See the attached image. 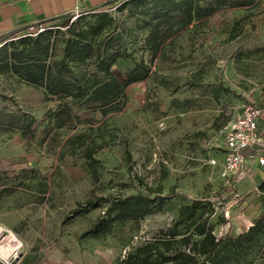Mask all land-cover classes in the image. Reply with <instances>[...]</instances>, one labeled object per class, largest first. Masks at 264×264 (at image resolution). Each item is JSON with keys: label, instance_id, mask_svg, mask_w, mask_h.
Returning <instances> with one entry per match:
<instances>
[{"label": "rangeland", "instance_id": "374dc122", "mask_svg": "<svg viewBox=\"0 0 264 264\" xmlns=\"http://www.w3.org/2000/svg\"><path fill=\"white\" fill-rule=\"evenodd\" d=\"M134 2L120 0L98 12L70 17V24L80 29L90 28L102 14L112 18L98 40L112 37L115 48L132 54L114 65L118 77L124 78L142 56L151 65L150 77L126 88L120 111L103 115L76 103L74 111L94 118V124L57 130L48 120L31 137L11 122L25 114L40 120L58 102L48 100L42 88L0 78V220L34 245L54 241L69 252L71 244L79 242V264H118L134 247L169 229L180 207L193 200L217 204L223 194L229 202L234 196L225 194L220 165L213 167L208 161L222 154L224 127L244 106L264 107V0L256 7H221L194 22L165 44L153 64L143 44L154 0L141 7ZM51 30V40L58 39L59 46L71 36L62 22H54ZM19 39L20 35L12 41ZM12 41L4 46L10 48ZM45 127L50 133L43 131ZM78 133H85L92 147L102 145L94 155L100 161L97 177L82 149L63 153L65 139ZM159 185L168 196L159 210L139 223L117 225L100 239L80 236L105 207L65 221L88 199L146 193L147 187ZM252 200L241 209L242 215L228 203L215 209L204 204L191 225L207 218L218 236H238L264 209L263 196ZM239 264H264V234Z\"/></svg>", "mask_w": 264, "mask_h": 264}, {"label": "trees", "instance_id": "16d2710c", "mask_svg": "<svg viewBox=\"0 0 264 264\" xmlns=\"http://www.w3.org/2000/svg\"><path fill=\"white\" fill-rule=\"evenodd\" d=\"M119 1L109 0L97 8L82 11L81 16L112 7ZM146 1L135 0L134 4L141 7ZM259 3L260 0H154L151 28L143 50L149 52V62L153 64L163 53L165 44L194 22L211 17L221 7H256ZM71 16L66 14L50 19L51 24L44 32L35 37L21 36L19 40L12 41L10 48L3 46L0 51V74L12 75L20 82L42 88L48 100L58 102L57 108L49 109L40 120L25 114L19 116L16 122H11V126L17 125L25 135L35 137L48 120L57 130L72 131L79 124H94V118H83L82 114L74 111L76 103L81 109L91 112L100 110L103 115L120 111L126 88L153 73L151 65L142 56L124 73V78L118 77L113 70L114 65L119 59L131 58L132 54L115 48L112 37L98 40L111 25L112 18L102 14L98 16L100 20L90 28L80 29L70 24ZM54 22L69 26L71 36L62 40L63 46H59L58 39L51 40ZM43 131L48 134L51 130L45 127ZM57 135L55 132L53 137ZM88 140L85 133L73 134L65 139L62 149L63 153L68 149L73 153L82 149L87 165L96 176L100 161L94 155L102 149V145L92 147ZM146 189V193L139 191L125 196L107 195L88 199L71 210L65 221L105 207L103 213L80 236L82 239H100L111 234L117 225L139 223L159 210L168 199L163 195L162 185ZM260 189L264 191V183ZM175 193L173 188L171 194ZM261 197L258 201H261ZM259 203L261 208L263 204ZM204 204L218 208L215 202L208 199H196L182 205L169 229L161 230L157 236L134 247L118 264H239L244 253L257 244L264 234V209L253 225L238 236L219 237L207 218L191 225Z\"/></svg>", "mask_w": 264, "mask_h": 264}, {"label": "crops", "instance_id": "0c3cea01", "mask_svg": "<svg viewBox=\"0 0 264 264\" xmlns=\"http://www.w3.org/2000/svg\"><path fill=\"white\" fill-rule=\"evenodd\" d=\"M107 1L109 0H0V37L14 30L25 28L5 41L4 45H6L10 41L15 40L18 35L21 37L26 30L34 28L40 23L49 25L51 24L50 19L66 14L73 15L76 11L82 12L97 8ZM0 78H10L20 82L17 77L12 75L0 74ZM24 85L29 84L24 83ZM240 113L238 115H240ZM237 116L230 120L225 127L234 122ZM258 133V143L249 150L246 162V167L250 175L246 176L239 185V190L243 195L242 199L244 197L245 199H241L242 201H240L239 204H235L237 201L233 199L226 202V204L228 203L227 207H237L236 210L238 212L247 206L249 198H251V200L254 199L252 200L254 202L258 201L259 198H257L256 190H261V185L264 183V165L259 163V156L264 152V116L259 121ZM222 157L223 155L221 154L215 158L222 159ZM248 194L250 196L247 197ZM248 220L250 219H247V221ZM1 223L3 222L1 221ZM250 223H253V221L250 220ZM223 228L224 227L221 226L218 230L221 231ZM15 233L27 247V253L15 264H79L77 258V250L80 248L79 242L77 244H71V251L64 252L54 241H45L39 245H34L27 238L24 239L20 234L17 232ZM0 264L3 263L0 261Z\"/></svg>", "mask_w": 264, "mask_h": 264}, {"label": "built area", "instance_id": "2783aa9c", "mask_svg": "<svg viewBox=\"0 0 264 264\" xmlns=\"http://www.w3.org/2000/svg\"><path fill=\"white\" fill-rule=\"evenodd\" d=\"M75 14L81 15L82 13L76 11ZM46 28L47 25L39 24L34 28L26 30L22 36L35 37L44 32ZM4 44V42L0 43V51ZM263 116L264 107L261 105L251 104L244 106L242 112L237 116L234 122L230 123L224 129L222 159H211L208 161L213 167L220 165V174L224 181L223 185L226 187L227 191L225 194H233V198L236 199V201H240L243 197L239 190L240 183L246 176L250 175L246 167L248 152L258 143V125ZM259 163L264 165V152L259 156ZM256 192L258 197L264 195V191L259 189H257ZM226 200L228 201V196L222 194L221 200L218 198L219 202H217V205H226ZM239 212V215L243 214L242 210ZM252 225L253 223H250L246 226V229H249ZM219 237H222V235L220 234ZM26 253L27 247L19 236L0 221V261L3 264H15Z\"/></svg>", "mask_w": 264, "mask_h": 264}, {"label": "water", "instance_id": "95a60500", "mask_svg": "<svg viewBox=\"0 0 264 264\" xmlns=\"http://www.w3.org/2000/svg\"><path fill=\"white\" fill-rule=\"evenodd\" d=\"M40 24H42V23H40ZM24 29L25 28H20V29L14 30L13 32H10L8 34H5V35L1 36L0 37V43H3L5 41H7L8 39H10L11 37H13L14 35H16L17 33L21 32Z\"/></svg>", "mask_w": 264, "mask_h": 264}]
</instances>
